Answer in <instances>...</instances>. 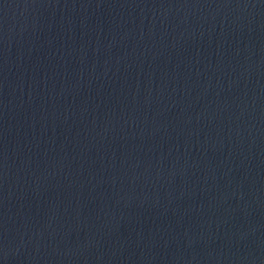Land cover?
Segmentation results:
<instances>
[{"label":"water","instance_id":"95a60500","mask_svg":"<svg viewBox=\"0 0 264 264\" xmlns=\"http://www.w3.org/2000/svg\"><path fill=\"white\" fill-rule=\"evenodd\" d=\"M0 264H264V0H0Z\"/></svg>","mask_w":264,"mask_h":264}]
</instances>
